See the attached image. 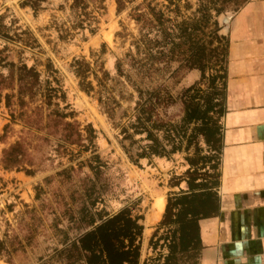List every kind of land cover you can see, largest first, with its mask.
I'll return each instance as SVG.
<instances>
[{"label":"trees","instance_id":"obj_1","mask_svg":"<svg viewBox=\"0 0 264 264\" xmlns=\"http://www.w3.org/2000/svg\"><path fill=\"white\" fill-rule=\"evenodd\" d=\"M70 1L71 30L87 29L94 35L96 28L92 25L96 18L88 11L89 0ZM165 1V8L174 13V17L151 1H144L129 14L138 32L130 43L129 52L116 61L115 77L130 85L133 93L127 98L134 106L130 115L124 113L128 123L121 134L132 145L136 142L134 137L144 135L139 141L147 144L138 146L136 159L128 153L134 164L142 159L170 160L173 155L183 153L188 165L183 175L174 177L170 185L174 188L185 183L186 190L167 194L163 214L148 243L154 255L142 264H199L203 249L199 222L218 216L220 211L221 120L227 98L229 40L221 33L218 18L227 12H238L250 0H196L193 10L188 0L183 6L181 0ZM46 2L23 0L21 6L36 14ZM126 2L129 1L116 0L117 13L125 9ZM181 7L191 11L189 17L180 15ZM2 20L0 16V38L12 40ZM21 35L15 36L20 38ZM171 64L177 65V71H198L199 81L183 89L177 97L164 88H146L144 80L159 65ZM0 68L7 71L6 75L0 71V102L3 101L9 111L10 123L19 121L33 127L45 113L52 127L61 126L66 132L64 142L78 144L81 138L78 124L66 121L73 119L74 113L68 111L71 109L65 104V94L56 79L42 80L34 66L29 67L22 61H7L3 57H0ZM69 70L77 79L81 92L89 95L97 89L100 103L114 108L120 106L113 88L107 85L113 78L102 66L92 67L84 58H74ZM178 102L182 106L179 120L160 121L157 118L161 108ZM61 104L65 105L61 107ZM7 128L5 125L4 130ZM94 132L91 125L86 127L88 140L93 138ZM29 148L30 144L18 141L4 149L2 169L33 175ZM134 206H125L110 216L101 212L93 215L83 209L81 222L86 230L71 242L66 241L56 255L63 264H140L143 216L134 214ZM4 253L7 249L0 240L1 259Z\"/></svg>","mask_w":264,"mask_h":264},{"label":"rangeland","instance_id":"obj_2","mask_svg":"<svg viewBox=\"0 0 264 264\" xmlns=\"http://www.w3.org/2000/svg\"><path fill=\"white\" fill-rule=\"evenodd\" d=\"M22 1L0 0L2 24L8 27L7 34L12 38H0V57L34 66L42 80L56 79L65 94V104L71 109L68 111L74 113L73 119L66 121L78 124L81 138L77 145L64 142L66 132L61 126L52 127L45 113L33 127L19 121L10 123L9 111L0 102V240L7 249L0 264H63L56 253L66 241L71 242L86 230L81 222L83 209L93 215L101 212L110 216L135 204L134 214L142 215V224L148 227L160 220L164 211L161 202L168 193L186 190L185 183L170 187L173 178L188 168L185 154L173 155L170 160L142 159L137 164L129 159L128 153L136 159L138 146L147 142L139 141L144 135L136 136L132 145L121 134L128 123L124 113L130 115L134 106L127 98L133 92L124 79L115 77L116 61L129 52L138 32L129 16L131 10L151 1L171 17L174 13L165 8V0H127L120 13L116 12V0H89L88 11L96 18L92 25L96 31L91 35L87 29L71 30L70 0H47L36 14L22 7ZM188 2L193 10L196 0ZM184 3L181 0V6ZM180 10L181 16H190V10ZM234 14L227 12L218 18L222 34L226 35L224 29ZM74 58H84L92 67L102 66L109 72L113 80L107 85L113 88L119 107L100 103L97 89L89 95L79 90L78 81L69 70ZM0 71L7 73L3 68ZM194 71H177L176 64L159 65L144 81L146 88H164L177 97L199 81L200 73ZM181 116L178 102L161 108L157 118L177 121ZM88 125L95 131L91 140L86 134ZM18 141L30 144L33 175L2 169V151ZM156 225L151 231H143L140 264L154 255L148 243Z\"/></svg>","mask_w":264,"mask_h":264},{"label":"crops","instance_id":"obj_3","mask_svg":"<svg viewBox=\"0 0 264 264\" xmlns=\"http://www.w3.org/2000/svg\"><path fill=\"white\" fill-rule=\"evenodd\" d=\"M226 27L220 211L199 222V264H264V0H250Z\"/></svg>","mask_w":264,"mask_h":264},{"label":"bare ground","instance_id":"obj_4","mask_svg":"<svg viewBox=\"0 0 264 264\" xmlns=\"http://www.w3.org/2000/svg\"><path fill=\"white\" fill-rule=\"evenodd\" d=\"M161 208H162V210H164V208H165V200H162V202H161Z\"/></svg>","mask_w":264,"mask_h":264},{"label":"water","instance_id":"obj_5","mask_svg":"<svg viewBox=\"0 0 264 264\" xmlns=\"http://www.w3.org/2000/svg\"><path fill=\"white\" fill-rule=\"evenodd\" d=\"M225 20H226V19H225V18H223V22H225Z\"/></svg>","mask_w":264,"mask_h":264}]
</instances>
